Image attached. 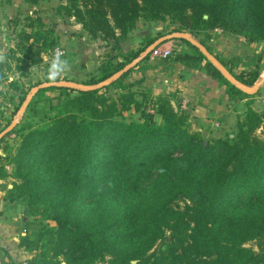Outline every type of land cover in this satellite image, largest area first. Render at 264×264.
I'll return each instance as SVG.
<instances>
[{"label": "trees", "instance_id": "obj_1", "mask_svg": "<svg viewBox=\"0 0 264 264\" xmlns=\"http://www.w3.org/2000/svg\"><path fill=\"white\" fill-rule=\"evenodd\" d=\"M75 15L91 34L112 38L114 47L140 17L167 15L181 23L173 30L219 27L249 41L264 39V0H82ZM35 21L40 24L25 38L40 55L54 48L57 39L40 16ZM176 39L195 49L176 54V59L194 65L204 61L232 96L246 93L198 45ZM155 40L149 38L146 45ZM23 48L31 51L25 44ZM144 50L127 52L126 60L110 59L100 77L83 83L105 80ZM215 56L239 81H258L257 65L237 70L230 60ZM134 67L110 84L90 89L51 85L31 99L28 107L50 87L59 90L53 114L22 125L14 156L20 181L13 182L5 198L25 200L36 216L55 225L29 231L24 226L27 232L20 234L19 245L40 251L17 261L0 246L7 255L4 263L95 264L109 255L110 264H264V136L256 133L258 127L264 129V108L258 111L247 100L237 134L206 141L188 130L180 105L176 110L165 96L153 106L164 121L155 119L124 82ZM111 85H122L117 97L109 93ZM129 109L139 111L141 118L123 117ZM253 239L258 249L247 245ZM158 241L163 246L151 253Z\"/></svg>", "mask_w": 264, "mask_h": 264}, {"label": "rangeland", "instance_id": "obj_2", "mask_svg": "<svg viewBox=\"0 0 264 264\" xmlns=\"http://www.w3.org/2000/svg\"><path fill=\"white\" fill-rule=\"evenodd\" d=\"M81 3L82 0H41L39 3H31L26 0H0V56L3 57V61L0 62V133H4L0 137V139L2 138L0 141V190L4 192V197H6L8 188L13 186V182L20 181V178L15 174L17 165L14 156L22 140V125L28 122L37 124L49 114H53L52 104L59 101V90L50 87L51 89L45 90L36 97L32 106L28 107L31 100L27 105L25 103L30 91L35 86L50 81L48 68L54 54L60 53L61 58L68 59L71 64V69L62 73L56 81L84 82L92 77H100L102 67L110 59L115 62L126 60L127 52L145 47V50L138 56L140 57L151 45H146L149 38H156V40L163 38L177 32L178 30L173 29L181 25L177 19L168 15L164 19L151 20L140 17L136 26L129 31L120 45L114 47L112 38L93 35L83 27L82 22L75 15L76 5ZM38 16L41 17L45 28H53L57 39L54 48L47 52L44 51L40 55L35 50L36 46L33 45L32 40L25 38L26 32H31L34 25L40 24L35 21ZM180 31L188 32L197 41L209 45L214 54H219L222 59L230 60L236 64L237 70L257 65L261 72L258 80L264 76V39L249 41L243 35L234 38L235 33L219 27L206 31L190 32L186 29ZM175 42H180L183 46L182 49L195 50L193 46L180 39L163 40L153 49V52L158 50L155 59L150 61L148 58L137 61V57L132 61L136 62L135 67L125 76L124 82L130 84L128 88L135 91L138 100L148 111L154 113L158 122H163L164 119L153 106L155 102H159L161 96H165L171 100L176 110L180 105L189 131L201 133L206 141L217 137H233L238 132L239 119L246 114L247 100L252 101L251 106L256 110H263L264 83L254 91L246 90V93L236 94L232 96L233 98L224 100L226 102L220 103V107L217 105V100L210 101V98L200 96L195 91L193 94L188 92L184 94L182 88H154L153 82L159 85L160 81L157 82L156 77L151 76L147 80L143 73L153 63L165 67L171 66L172 62L176 60L172 50ZM24 44L29 46L31 51L23 48ZM167 49L170 50V53L164 56V51ZM31 52L32 54H30ZM38 56L41 59L34 62V58ZM201 64L206 68L203 65L204 61ZM176 68L178 67L176 66ZM172 72L170 74H173L174 78H179L180 71L174 72L173 67ZM161 82L166 86L169 81L161 79ZM109 88V93L117 97L121 92L122 85H111ZM178 89L181 92H178ZM184 100L187 102L186 106L183 105ZM211 102L213 103L211 104ZM215 105L217 109H214ZM122 115L126 119L139 120L141 118V113L133 109L125 110ZM256 133L264 136V129L258 127ZM155 174L144 180L143 186L150 184ZM96 197L97 195L89 198L87 202H92ZM13 202L14 207L10 209L20 221L19 231L24 230L26 233L27 229L24 226H27L29 231L34 228L44 230L43 224L46 226L55 225L54 221L43 219L40 215L36 216L32 211L33 208L28 207L25 200L19 198ZM180 204L184 206V201L181 200ZM247 245L258 249L256 239L248 241ZM162 246L163 241H158L150 252L152 253ZM40 249L33 252L37 253ZM61 258L63 259L62 256ZM109 259L108 255L106 260L98 261L95 264H110Z\"/></svg>", "mask_w": 264, "mask_h": 264}, {"label": "crops", "instance_id": "obj_3", "mask_svg": "<svg viewBox=\"0 0 264 264\" xmlns=\"http://www.w3.org/2000/svg\"><path fill=\"white\" fill-rule=\"evenodd\" d=\"M237 36L242 37L241 35H233L234 38H239ZM182 47L183 46L182 44H180V42H175L172 48L175 54L174 56L182 51L192 52V50L182 49ZM157 51L151 53V56L149 58L150 61L156 58L155 54ZM172 63L173 64L169 66L171 69L169 67L155 65L153 63L149 69L144 71L143 75L146 76L147 80L148 77L151 76L156 77L157 82L158 80L160 81L158 82L160 86L156 82H153L154 88H182V92L184 94L187 92L193 94L195 91V93L197 92L200 96H207L208 98H210V101L217 100V105L219 107L221 106L220 103L232 97V95L227 90V85L223 84L218 78L212 76L207 71V69L202 66V64L194 65L188 63L187 61H181L178 59H176ZM176 66L178 68H176ZM173 67L174 72L180 71L179 73L181 74L179 78H174L173 74H170L173 73ZM140 73L142 75V71ZM161 79L163 81H169L166 86L164 84H161ZM179 91L180 89H178V92ZM212 103L213 102H211V104ZM214 109H217L216 105ZM0 196V246L5 247V249L8 251V254L15 260H26V258L28 259L29 257H31L34 252L32 250H27L19 245V234H24L25 231H19L20 221L18 220V217L15 216L16 214L13 213L10 209L14 207V202L9 201V199L5 198L4 192L2 190H0ZM6 259V252H4L2 248H0V264H6L4 263V260Z\"/></svg>", "mask_w": 264, "mask_h": 264}, {"label": "water", "instance_id": "obj_4", "mask_svg": "<svg viewBox=\"0 0 264 264\" xmlns=\"http://www.w3.org/2000/svg\"><path fill=\"white\" fill-rule=\"evenodd\" d=\"M205 16L207 17V14H205ZM176 37H184L187 38L188 40H190L192 43L198 45L202 51L208 56V58L218 67L220 68L223 73L233 82L235 83L237 86H239L240 88L244 89V90H256L261 84L264 83V76L258 80L254 85H247L241 81H239L225 66L224 64H222V62L215 56V54L213 52H211L203 43L197 41L196 39H194L193 37H191L189 35L188 32H181V31H177L174 32L172 34H168L166 36H164L163 38H160L158 40H156L155 42H153L144 52V54H142L140 57L137 58V61L142 59L146 54L150 53L154 47L162 42L163 40H171L173 38ZM136 64V62H132L130 64H127L125 66V68L121 69L120 71L114 73L112 76L106 78L105 80H102L98 83H94V84H86L83 82H76V81H71V80H58V81H47V82H42L40 84H38L37 86H35L29 93L27 99H26V105L29 103V101L33 98V96L36 94V92L43 87L46 86H51V85H60V86H71L74 88H78V89H90V88H97L106 84H110L112 81H114L115 79H117L118 77H120L126 70H128L131 66H134ZM4 133L1 132L0 133V137L3 135ZM63 264H66V262H63Z\"/></svg>", "mask_w": 264, "mask_h": 264}, {"label": "clouds", "instance_id": "obj_5", "mask_svg": "<svg viewBox=\"0 0 264 264\" xmlns=\"http://www.w3.org/2000/svg\"><path fill=\"white\" fill-rule=\"evenodd\" d=\"M3 61V57L0 56V62ZM71 69V64L68 59H62L60 53L54 54L51 59L49 68H48V79L55 82L57 78L64 72H67Z\"/></svg>", "mask_w": 264, "mask_h": 264}, {"label": "built area", "instance_id": "obj_6", "mask_svg": "<svg viewBox=\"0 0 264 264\" xmlns=\"http://www.w3.org/2000/svg\"><path fill=\"white\" fill-rule=\"evenodd\" d=\"M169 53H170L169 49L165 50L164 51V56H167ZM186 103H187L186 100H184L183 105L186 106Z\"/></svg>", "mask_w": 264, "mask_h": 264}]
</instances>
